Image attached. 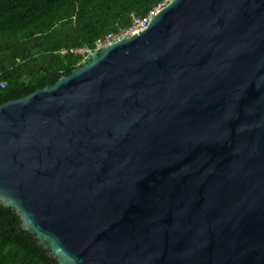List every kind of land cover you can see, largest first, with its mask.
I'll list each match as a JSON object with an SVG mask.
<instances>
[{"label": "water", "instance_id": "95a60500", "mask_svg": "<svg viewBox=\"0 0 264 264\" xmlns=\"http://www.w3.org/2000/svg\"><path fill=\"white\" fill-rule=\"evenodd\" d=\"M0 204L58 264H264V0H170L0 104Z\"/></svg>", "mask_w": 264, "mask_h": 264}, {"label": "trees", "instance_id": "16d2710c", "mask_svg": "<svg viewBox=\"0 0 264 264\" xmlns=\"http://www.w3.org/2000/svg\"><path fill=\"white\" fill-rule=\"evenodd\" d=\"M165 0H0V104L69 75L99 38L148 16ZM69 49L66 54L61 50ZM12 208L0 204V264H58Z\"/></svg>", "mask_w": 264, "mask_h": 264}, {"label": "built area", "instance_id": "2783aa9c", "mask_svg": "<svg viewBox=\"0 0 264 264\" xmlns=\"http://www.w3.org/2000/svg\"><path fill=\"white\" fill-rule=\"evenodd\" d=\"M168 1L170 0H165L163 3H161L158 7H156L148 16L146 17H141V16H137V15H133L132 16V24L125 28L122 29L119 32H110L108 33L106 36L99 38L96 43H95V47L93 49L87 47V46H81V47H73L70 50L76 54H80L82 56H86L89 52L93 51V50H101L102 48H104L105 46L109 45L110 43L117 41L119 39H121L124 36H128L131 33H133L136 29L138 28H144L146 29V27L148 26L149 20L151 18V16L159 9H161L163 6H165ZM69 52V49H64L61 50V53L66 54Z\"/></svg>", "mask_w": 264, "mask_h": 264}, {"label": "rangeland", "instance_id": "374dc122", "mask_svg": "<svg viewBox=\"0 0 264 264\" xmlns=\"http://www.w3.org/2000/svg\"><path fill=\"white\" fill-rule=\"evenodd\" d=\"M168 2H169V1H168ZM159 5H160V4H159ZM159 5H158V6H159ZM158 6H157V7H158Z\"/></svg>", "mask_w": 264, "mask_h": 264}]
</instances>
